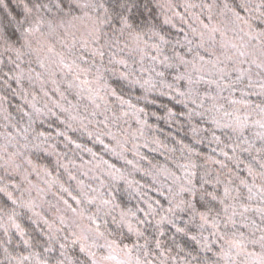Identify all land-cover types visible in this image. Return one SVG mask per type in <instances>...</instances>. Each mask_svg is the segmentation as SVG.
I'll use <instances>...</instances> for the list:
<instances>
[{
	"label": "snow or ice",
	"instance_id": "6c2138e0",
	"mask_svg": "<svg viewBox=\"0 0 264 264\" xmlns=\"http://www.w3.org/2000/svg\"><path fill=\"white\" fill-rule=\"evenodd\" d=\"M20 4L22 14L8 12L7 25L0 27V85L5 89H11L10 82H15L21 88L20 94L27 95L23 91L24 81L47 83L51 80L57 84L52 79L55 72L45 76L51 65H56L62 74L60 82L67 85L64 91H60L58 85L54 89L61 100L67 101L65 92L71 94V90L76 89L78 103L84 98L90 102L93 110L89 115L96 116L97 110L103 108L104 113L111 111L113 117L117 112L127 116L125 106L137 113L144 112L143 108L137 109L131 99H126L122 90L112 86L109 80L113 76L138 85L145 92L160 90L161 95H169L163 88L172 89L175 93L173 99L178 96L177 103L183 104L187 110L179 115L208 116L212 126L220 130V135L212 132V140L223 145L219 149L220 155L235 163L236 169L244 164L240 153H249L251 159L244 164L247 176H241L224 160L208 155L206 162L220 166L214 172L204 169L200 175L198 171L184 168L186 174L182 177L169 173L177 189L174 192L169 190L172 196L168 199L167 208L157 200V207L148 203L147 210H134L118 202L115 190L107 187L104 179L94 178L98 180V187L93 188L73 175L67 164L60 163L67 153L59 152L57 144L52 141L63 137L66 148L69 143L75 144L77 149L82 148L68 136L67 129L72 127L68 121H77L81 127H86L83 122L88 120V116L82 115L78 106L71 102H68L69 108H65L54 101V107L69 115L61 121L66 130H57L53 137L51 132L32 128L33 114L39 115L44 109L31 103L32 113H25L29 118L28 127L13 125L15 136L8 134L10 143L16 136L21 137L24 143L21 145L16 140L15 150L11 152L7 147L0 149V172H3L0 175V246L3 247L6 264H131L129 258L132 257L135 264H156L149 259L153 256L157 257L158 264H168L167 259H161L166 252L172 251L171 247H164L165 242L161 239L166 234V225L172 226L176 233L190 236L191 241L199 246L186 253L182 264H237L238 257H243L240 264H264V0L186 3V10L199 7L202 13L207 14L208 21L205 23L196 17L200 27L192 28V33L199 37V42L195 47L187 48L192 57L190 60L175 50L172 56L164 55L161 44L167 45L169 41L156 30L155 25L140 20L145 11H150L142 0H58L57 17L50 15L52 0H20ZM0 6L7 11L6 0H0ZM217 17L227 18L232 38L227 37L228 29L224 25L213 23ZM164 23L171 21L165 19ZM105 25L111 31L110 36L102 31ZM154 38L159 43H149ZM185 40L192 44L187 36ZM175 43L180 44V41ZM149 48L155 49L157 55H149ZM126 51L129 54L122 55ZM133 53L139 55V60ZM146 58L148 66L144 63ZM33 64L43 71H36ZM157 67L162 70L158 71ZM181 68L183 71L179 70ZM173 72L174 78L169 82L168 76ZM44 95L48 96V92ZM4 99L7 96L0 97V100ZM189 104L193 107L189 108ZM44 107L47 108L44 114L56 116L52 108ZM88 108L89 105L85 104L84 111L88 112ZM168 115L175 118L177 113L168 109ZM108 120L105 115L100 123ZM29 129L33 133L31 138ZM250 129L255 130L253 135L245 136L246 130ZM192 131L197 132L198 129L193 128ZM222 136L225 139L222 140ZM256 141H259L258 147ZM99 142L103 144V140ZM183 147L190 153L194 151L188 145ZM225 149H230L232 154L229 155ZM84 151L92 150L85 148ZM41 152L55 155L57 166L64 169L69 181L76 182V195L63 184L60 185L61 190L76 205L95 206V212L87 216V223L84 222L86 209L73 207L63 197L59 199L71 217L58 210L51 217L36 211L40 206L37 201L42 204L43 196L51 188L48 181H45L47 188L39 186L41 173L52 175L47 166L33 158L40 159L37 153ZM69 164L76 167L73 161ZM108 167L115 168L114 165ZM190 167L196 169L197 166L191 163ZM115 171L120 172L119 169ZM33 173L37 177L35 183L30 179ZM108 176L112 180L124 179L122 174L117 177L112 171ZM107 184H111V180ZM257 198L259 203L253 206L251 202ZM17 208L26 210L23 215L33 228L23 226L20 222L22 215ZM250 212L259 215L262 226L257 227L255 220L249 221ZM138 213H143V218ZM242 221H249L243 223V227L250 230L248 235L237 227ZM109 224L114 227H109ZM13 230L27 255L23 252L13 255L9 250L15 238ZM257 231L260 233L258 237L255 235ZM129 236L136 238L131 246L124 242ZM140 239L144 240L143 245H140ZM150 245L160 251L157 253ZM173 245L184 251L174 241ZM249 245H258L260 250L249 251ZM201 250L212 253V257H201ZM168 259L175 260L176 257Z\"/></svg>",
	"mask_w": 264,
	"mask_h": 264
},
{
	"label": "trees",
	"instance_id": "16d2710c",
	"mask_svg": "<svg viewBox=\"0 0 264 264\" xmlns=\"http://www.w3.org/2000/svg\"><path fill=\"white\" fill-rule=\"evenodd\" d=\"M142 2L148 4L150 11H145L143 16L140 17V20H147L148 23L155 25L156 30L169 41L167 45L161 44L164 55L172 56L173 50H175L190 60L192 57L191 54L187 53V48L195 47L199 42V37L192 33V28L199 29L200 27L196 17L204 20L205 23L208 21L207 14L202 13L199 7L188 8L186 10L185 4L193 3L199 5L201 0H142ZM6 3L8 5L7 11L0 6V18L7 21L8 12H11L13 15L22 14L20 0H6ZM137 15L139 16V13ZM165 19L170 20L171 23L165 24ZM213 23L224 25L228 29L227 37L232 38L233 33L230 31L231 24L227 22V18L217 17ZM102 31L109 36L111 35V31L107 25L103 26ZM185 36H187V40L192 41V44L187 43ZM177 40L180 41V44L175 43ZM103 42L104 39L101 40V43ZM152 42L159 43L156 38L149 41V43ZM123 43L122 41L121 47H123ZM57 50H59V46H57ZM105 51L107 52V49ZM147 51L149 55H157L155 49L149 48ZM85 54L87 55V53ZM128 54V51H126L122 55L127 56ZM133 55L135 59L139 60L138 54L133 53ZM144 63L145 66H148L149 62L147 58ZM32 67L36 71H43L36 64H33ZM157 70L162 69L157 67ZM179 70L183 71V68ZM50 72L56 73L52 76V79L56 80L57 84L51 83V80L47 83L36 80L33 82L24 81L23 91L27 95L20 94L21 88L15 82H10L11 89H5L0 85V97L7 96V99L0 100V149L7 147L8 151L11 152L15 150L14 145L16 140H19L21 145L24 143L23 139L18 136L10 143L8 134L12 133L15 136L13 125H16L18 128L28 127L29 118L25 113H32L31 103H35L36 107L44 109V112L39 115L33 114L34 123H32V128L37 131L51 132L53 137H55L57 130H66V125L62 124L61 121H65L69 113H62L59 108L54 107L53 102L63 104L65 108H69L68 102H71L72 105L78 106V110L82 115L88 116V120L83 122L86 127H81L77 121H68L72 125L70 129H67L68 136L75 140L76 143L81 144L83 146L82 148L77 149L75 144L70 143L66 148V142L63 137L55 138L52 141L57 144L59 152L67 153V156L63 157L60 163L67 164L73 175H76L85 184H90L93 188L98 187V180L94 178L104 179L106 186L115 190L117 200L122 206L133 208L134 210L136 208L147 210L148 203H152L153 207H157L155 201L158 200L164 208H167L168 199L171 198L172 192L177 189V184L173 182L169 173H175L176 176L182 177L186 174L184 168H188L189 171H198L200 175H203L204 169L214 172L220 166L212 162H206L205 157L208 155H213L216 159L224 160L230 167L236 169L235 163L228 161L220 155L219 149L223 145H217L212 140V132L215 131L217 135H220V130L212 126L210 117L205 116L202 118L197 115H179L181 112L186 113L187 110L183 104L177 103L178 96L176 99H173L175 93L172 89L163 88L164 91L170 93L169 95H161L160 90L145 92L138 85H132L113 76L109 80L112 86L118 88V90H122L125 98L131 99L132 103L136 104L137 109L143 108L144 112L137 113L128 110L127 106H125L124 110L128 111L127 116L117 112L116 116L113 117L111 111L104 113L103 108L97 110L98 114L96 116H91L89 113L93 109L90 102L84 98L83 100H79L78 103L79 98L76 97V89L71 90V94L65 92L67 101L60 99L59 93L54 92V89L58 85L60 91H64L67 85L60 82L62 74L57 71L56 65H51L48 71L45 72V76ZM174 75L175 73L173 72L172 75L168 76L169 82L172 81ZM42 85L43 91H41ZM13 90H15V94ZM44 92H48V96H45ZM33 96H35V99H33ZM145 96H147V99H144ZM137 97H140V99L137 100ZM85 104L89 105L88 112L84 111ZM45 105L48 108H52L56 116L44 114L47 113V108L44 107ZM188 107L191 108L193 106L189 104ZM168 109H172L174 113H177L175 118L168 115ZM70 112L75 115L72 109H70ZM105 115L109 117V120L105 123H100V121H104ZM49 125H51V128ZM193 128H197L198 131L193 132ZM254 131V129L246 130L245 136L251 137ZM29 132L31 138V134H33L31 129H29ZM89 133L92 135H89ZM97 136L99 140H103V144L99 142ZM221 139L223 140L225 138L222 136ZM183 145L190 146L194 151L190 153ZM244 146L246 147V145ZM256 146H259V141H256ZM85 148H89L92 151H84ZM213 149H215V152H213ZM225 150L229 152V155L232 154L230 149ZM93 153L96 155L93 156ZM37 156L40 159L37 160L36 157H33L34 160L41 165L47 166L52 175L45 176L41 173L39 186L41 188H47L48 185L45 184V181H48L51 188L47 192V195L43 196L42 204H40L39 200L37 201L40 206L37 207L36 211H41L51 217L56 215L58 210L59 213L71 217L72 214L65 212V205L59 199L63 197L73 207L86 209L84 222L87 223V216L95 212V206L76 205L71 200V197L61 190L60 185L63 184L65 188H69L73 192V195L77 194V189L75 188L76 182L69 181L64 169L57 166L55 155H48L47 153L41 152L37 153ZM240 158L246 164L251 159V156L249 153H240ZM69 161H73L76 167L69 164ZM128 161H132V163L129 164ZM191 163L197 166L196 169H191ZM244 164H241L239 169H236L240 172L241 176H247ZM109 165H114L115 168L109 169ZM116 169H119L120 172H116ZM109 171H112L117 177L122 174L124 179L112 180L108 176ZM84 173H87V175H84ZM0 175H3V172H0ZM30 179L34 183L37 182L35 173L32 174ZM109 180H111V184H107ZM130 184L131 187L129 186ZM170 189L172 192L169 191ZM101 191L103 192L104 189H101ZM35 194L34 191L33 195ZM251 203L255 206L259 203V199L257 198ZM25 211L24 209L17 208V212L22 215L20 222L25 228L31 229L34 226L23 215ZM28 215H31V213H28ZM138 215L143 218V213H138ZM179 215L183 216L182 213ZM248 217L249 221L255 220L257 227L262 226L258 214L250 212L248 213ZM183 218L185 220L187 219L186 216H183ZM107 219L110 220V217ZM237 219L241 220L240 217H237ZM249 221H242L237 224V227L245 232V235H248L250 230L243 227V223ZM109 227H114V225L109 224ZM165 227L167 229L166 234L161 239L165 242L164 247H171L172 251L170 253L166 252L161 259H167L168 264H182V258L186 256V253L199 246L191 241L190 236L176 233L175 229L170 225H166ZM149 231L151 232V229ZM64 234L67 235L68 233L65 232ZM12 235L15 238L12 245L9 246V250L12 251L13 255L20 252L27 255V250H25L22 244L18 243L19 237L16 235L15 230L12 231ZM255 235L258 237L260 233L257 231ZM135 240L136 238L134 236H129L124 242L131 246ZM173 241L179 244L184 251L181 252L179 248L174 247ZM139 243L143 244L144 240L140 239ZM150 247L157 253L160 251L155 250L154 245H150ZM214 248H218V245H214ZM248 250L258 252L260 249L258 245H249ZM75 251L78 253V249ZM200 255L201 257H212V253L202 250ZM169 257H176V259H168ZM149 259L154 260L158 264L157 257L153 256L149 257ZM241 260H243V257H238L237 264H240ZM0 264H6L2 246H0Z\"/></svg>",
	"mask_w": 264,
	"mask_h": 264
},
{
	"label": "clouds",
	"instance_id": "9594fccd",
	"mask_svg": "<svg viewBox=\"0 0 264 264\" xmlns=\"http://www.w3.org/2000/svg\"><path fill=\"white\" fill-rule=\"evenodd\" d=\"M237 2H239V0H237ZM58 3V0H52V9H51V13L50 15L53 17H57L58 16V11L56 9V4ZM8 23V20L5 21L3 18H0V27L6 26V24ZM143 245V244H140ZM142 255V253H140ZM143 258V256H142ZM200 257H198L197 259H199ZM131 260V264H135V259L134 257L129 258Z\"/></svg>",
	"mask_w": 264,
	"mask_h": 264
},
{
	"label": "rangeland",
	"instance_id": "374dc122",
	"mask_svg": "<svg viewBox=\"0 0 264 264\" xmlns=\"http://www.w3.org/2000/svg\"><path fill=\"white\" fill-rule=\"evenodd\" d=\"M79 35V34H78Z\"/></svg>",
	"mask_w": 264,
	"mask_h": 264
}]
</instances>
